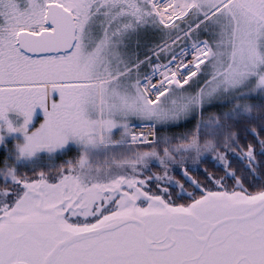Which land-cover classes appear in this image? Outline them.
Segmentation results:
<instances>
[{
  "label": "snow or ice",
  "instance_id": "6c2138e0",
  "mask_svg": "<svg viewBox=\"0 0 264 264\" xmlns=\"http://www.w3.org/2000/svg\"><path fill=\"white\" fill-rule=\"evenodd\" d=\"M0 129V264H264V0H0Z\"/></svg>",
  "mask_w": 264,
  "mask_h": 264
},
{
  "label": "flooded vegetation",
  "instance_id": "af4514ba",
  "mask_svg": "<svg viewBox=\"0 0 264 264\" xmlns=\"http://www.w3.org/2000/svg\"><path fill=\"white\" fill-rule=\"evenodd\" d=\"M58 98V93L53 94ZM44 110L39 107V105L36 106L33 118L30 121L28 125V130L32 131L35 128H37L40 123L44 120ZM79 151V145L77 143L72 144L71 146L67 147L65 146L63 149H55L52 152H48L46 149L41 150L39 153V156L43 158L41 161H36L35 158L32 161L24 160L16 162L17 168H27L31 163L40 162L44 166L51 165H58L60 162L64 161L66 157L73 155L75 152ZM5 159L13 160L14 157L10 155V152L7 151L4 147V137L3 140L0 141V164H3Z\"/></svg>",
  "mask_w": 264,
  "mask_h": 264
},
{
  "label": "rangeland",
  "instance_id": "374dc122",
  "mask_svg": "<svg viewBox=\"0 0 264 264\" xmlns=\"http://www.w3.org/2000/svg\"><path fill=\"white\" fill-rule=\"evenodd\" d=\"M9 118L12 119L16 114L15 113H9ZM0 131H6V130H3V129H0ZM24 134L21 133V132H13V133H7L4 135V144H6L7 142H10L12 143L11 146H9V148L7 147L6 150L10 152V150L13 148V146L17 143V142H20V143H23L24 142ZM74 143H76L74 140H69L66 145H64L63 147L61 148H58V149H63L65 146L69 147L71 146L72 144L74 145ZM22 161H24V159H21ZM19 160V161H21ZM19 161H16L17 163Z\"/></svg>",
  "mask_w": 264,
  "mask_h": 264
},
{
  "label": "trees",
  "instance_id": "16d2710c",
  "mask_svg": "<svg viewBox=\"0 0 264 264\" xmlns=\"http://www.w3.org/2000/svg\"><path fill=\"white\" fill-rule=\"evenodd\" d=\"M12 145V143H10V142H7L6 144H4V147H5V149L8 147L9 148V146H11Z\"/></svg>",
  "mask_w": 264,
  "mask_h": 264
}]
</instances>
